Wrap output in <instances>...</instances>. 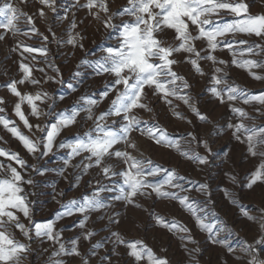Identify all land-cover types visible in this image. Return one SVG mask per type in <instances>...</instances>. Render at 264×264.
<instances>
[{"label": "snow or ice", "instance_id": "obj_1", "mask_svg": "<svg viewBox=\"0 0 264 264\" xmlns=\"http://www.w3.org/2000/svg\"><path fill=\"white\" fill-rule=\"evenodd\" d=\"M27 2L28 0H22L24 4ZM255 3L256 0L252 4L248 0H126L124 4H117L113 8V0H84L83 3L81 0H73L71 8L65 10V14L60 17L58 0H38L40 7L35 13L37 17L47 19L45 9H48L53 13L54 21H68V38L65 43L74 48H84V37L79 31H75L78 28L76 11L80 9H85L87 16L99 21L108 36L112 35L110 30L117 32L114 44L102 47L98 55L81 59L75 65L76 71L72 73L73 79L79 83L85 75L80 69L83 66L92 68L95 76L104 79L103 91L79 94L75 101L61 108L57 99L42 88L35 92L20 90L19 85L25 83L41 85V81L33 76V69L23 61L19 63L22 78H9V81L0 85L16 98L12 101V110L28 134L21 131L15 121L3 115L9 100L2 96L0 125L19 141L27 154L39 159L48 157L54 150H64L67 158L62 159L59 168L51 171L68 179L65 173L69 168L78 170L73 185L76 188L80 187L79 181L90 169H98V175L108 182L102 183L97 179L90 192L86 189L79 199L72 198L66 202L57 200V196L64 197L65 193L56 192L53 185L52 200L63 209L62 212H57L58 218L72 215L82 217L78 227L84 229L90 212L109 207L103 193H118L111 196L113 201H122L134 208H143L137 202L138 199L154 196L178 202L182 209L191 214L196 225L208 234V240L222 245L230 253L235 252L227 239L220 238V233L224 231L231 237L233 230L226 229L221 221L215 219L217 213L209 209L208 204L212 202L209 185L188 180L176 168L162 167L151 156L137 149L132 134L140 132L150 140V149L154 146L176 148L189 161L204 168L209 165L212 149L199 130L185 129L186 136L182 139L202 144L205 149L203 155L194 151H180V141L172 139L155 119L150 123L137 115V112L154 113L152 101L156 99L169 106L172 116L191 124V120H187V117L176 110L177 106L172 99L175 98L188 106L199 120L214 124L206 113L192 104V85L185 75L176 70L180 63L189 64L195 74L210 77L211 86L207 91L236 114L235 120L227 124L231 131L229 138L244 144L250 156L261 157L254 170L249 171L244 186L250 191L259 187L261 201L264 203V91L253 94L239 84L229 83L226 70L229 65H236L248 69L249 75L254 79L264 80V77L250 71L253 67H260L264 61L243 59L245 53L264 55V44L244 38L254 36L257 40L264 41V0L259 4L261 11L254 13L251 8ZM0 17L6 21L0 24V29L5 30L0 31V41L6 42L9 35L15 40V47L10 51L20 52L21 56L24 53H39L44 62L48 63L45 45L35 47L26 44L24 40L15 39L17 36L27 39L41 37L42 41H48L49 37L39 31L32 15L15 7L8 0H0ZM21 19L27 26L24 29L19 27ZM48 32L55 39V32L51 27ZM225 50L232 54L231 60L216 55L217 51ZM237 53L240 59L237 58ZM36 59L33 55L32 60ZM205 62L211 64L208 73L204 71ZM49 67L52 65L49 64ZM39 71L44 72V69ZM55 71L57 74L48 76L45 83H64L59 69ZM67 87L72 93L77 91L71 82ZM65 100V96L59 97L61 103ZM236 101H242L245 105L258 104L259 107L254 109L258 115L236 107ZM102 104L104 107L101 108ZM24 105L29 109L27 113ZM167 114L166 112L165 115ZM41 117L45 118L43 123L31 122L30 118L40 121ZM2 140L3 137H0V141ZM134 152L137 154L134 155ZM0 158H3L0 159V264H22V260L33 251L31 243L35 240H40L41 244L47 240L58 245V249L49 257L48 264H63L62 260L55 259L61 254L81 257V264H91V258L105 247V243H111V248L100 256V264H113V257H121L118 251L121 246L126 250L124 256L131 259L133 264H170L167 256L157 255L142 239L126 240L119 231H112L110 228L107 238L91 243L84 253L80 251L79 242L81 238L85 241L92 240L96 236L93 230L84 231L81 236L71 239L70 247L66 248L61 242L62 233L56 231L52 220H33V201L29 198L32 193L27 189L35 187L36 181L30 172L43 177L49 169L30 164L19 152L3 147H0ZM226 175L230 176L233 183L236 182L235 176L230 173ZM86 183L90 184L91 181ZM185 184L192 187L186 188ZM192 190L202 193L205 199L198 201L183 194ZM225 194L230 195L227 190ZM231 203L239 205L236 199H231ZM240 208L248 221L258 224L259 236L254 237L252 243L242 241V255L236 256V259L244 260L245 264H264L255 248L256 245L264 244V207H257L258 216L250 214L244 205H240ZM149 214L156 224L168 231H175L178 227L183 233L191 231L186 226H178L175 218L169 221L158 213ZM21 215L28 221L27 224L22 222ZM109 224L119 225V221L109 217ZM16 231H19L23 239L17 238ZM180 239L197 243L191 235H182ZM184 247L187 248V244ZM200 251V248H193L189 254L191 256ZM123 264H127V259L123 260ZM192 264H197L195 259Z\"/></svg>", "mask_w": 264, "mask_h": 264}, {"label": "rangeland", "instance_id": "obj_2", "mask_svg": "<svg viewBox=\"0 0 264 264\" xmlns=\"http://www.w3.org/2000/svg\"><path fill=\"white\" fill-rule=\"evenodd\" d=\"M8 2L32 15L39 31L49 37L46 42L42 41L41 37L27 39L23 36H17L15 38L24 40L26 44L35 47H40L42 44L45 45L48 50V63L44 62V58L39 53H24L21 56L20 52L10 51L11 48L15 47V40L9 35L6 42L0 41V85L9 81V78L15 80L22 78L23 73L19 69V63L23 61L33 69V76L41 81V85L32 86L29 83H25L19 85L20 90L22 92H35L38 88H42L57 99V103L61 108L67 103L75 101L79 94L84 92L95 94L98 91H103L104 79L95 76L92 68L83 66L80 69L85 75L79 83L73 79L72 73L76 71L75 65L81 59L98 55L102 47H108L114 44L117 35L115 30H110L112 31V35L108 36L99 21H95L90 16H87L85 9H80L76 11L78 28L75 31H79L84 37L82 41L84 48H74L65 43L68 38V21H64L63 23L54 21L53 13L48 9H45L47 19H42L35 15L36 10L40 7L38 0H28L27 4L22 3V0H8ZM72 2L73 0H58V16L62 17L65 14V10L71 8ZM83 2L84 0H81V3ZM125 2L126 0H113L112 7L115 8L117 4H124ZM248 2L252 4L253 0H248ZM260 3L261 0H256L251 11L254 13L261 11ZM226 19H230V17H226ZM81 21L83 22L81 23ZM5 22L4 18L0 17V24ZM19 27L21 29L27 27L23 19H21ZM49 27L55 32V39L48 32ZM0 31L5 30L0 29ZM244 38L249 39L250 42L254 41L264 44V41H259L254 36L250 38L245 36ZM21 51L23 50L21 49ZM33 55L37 57L35 61L32 60ZM216 55L219 58L231 60L232 54L225 50L217 51ZM237 58L240 59L239 53H237ZM177 59H180V57H177ZM243 59L264 61V55L256 56L245 53ZM49 64L52 67H49ZM203 67L205 73H208L211 64L205 62ZM41 68L44 69V72L39 71ZM57 68L64 83L57 84L52 81L45 83L44 81L48 76L57 74L55 71ZM176 70L180 74L185 75L192 85L190 91L192 104L198 106L203 113H206L214 124L199 120L188 106L175 98L172 99L173 104L177 106L176 110L187 117V120H191V124L172 116L169 111V106L164 104L162 100L153 99L154 113L137 112V115L142 120L149 121L150 123L155 119L162 128L167 130L172 139L180 141V151H194L203 155L205 154V149L202 144L188 142L182 139V137L186 136L185 129H191L193 131L199 130L202 138L208 140L212 149V153L209 156L211 162L204 168L180 155V152L176 148L154 146L150 149L148 146L152 142L142 136L140 132H134L132 134V140L136 143L139 151L144 152L147 156H151L162 167L176 168L179 174L186 176L188 180L207 183L209 185L212 201L208 204L209 209L217 213L215 219L221 221L226 229L233 230L231 237L228 236L227 231H224L220 233V238L227 239L235 252L230 253L222 245L213 244L211 240H208V234L196 225L191 214L182 209L178 202L157 199L154 196L138 199L137 202L142 204L143 208H134L122 201H113L111 196L117 195L118 193H103L102 195L106 198L105 203L109 207L101 211L90 212L84 229L78 227L79 219H82V217L72 215L58 218L56 215L57 212H62L63 209L60 208L58 203L52 200L53 185H55L56 192L63 191L65 193L64 197L57 196V200L66 202L72 198L79 199L80 194L84 193L86 189L90 192L91 188L95 186L97 179H100L102 183L108 182L102 180V177L98 175V169H90L79 181L80 187H74L73 185L75 184V177L78 174V170L69 168L65 173L68 179H63L57 172L51 171L52 169L59 168L62 164V159L67 158L64 150H54L48 157L36 159L27 154L19 141L0 125V137H3V140L0 141V147L19 152L30 164H36L41 169L44 167L49 169L43 177L37 175L35 172H30L32 178L36 181L35 187L27 189L28 192L32 193L29 198L33 201V220L35 222L52 220L55 224L56 231L62 233L61 242L65 244L66 248L70 247L69 241L71 239L81 236L84 231L93 230L96 236L92 240L85 241L81 238L79 242L80 251L84 253L89 249L91 243L101 240V238H107L108 229L110 228L112 231H119L126 240L142 239L157 255L167 256L170 264H192L193 259H195L197 264H245L244 260L238 261L236 256L242 255L240 252L242 241L252 243L253 238L259 236V228L258 224H253L242 215L240 205H244L250 214L257 216L259 215L257 207H264L260 196L261 189L256 187L250 191L244 186V182L248 179L249 171L254 170L261 157L250 156L246 152L244 144H240L235 139L229 138L231 131L227 128V124L235 120L236 114L226 104L220 103L207 91V88L211 86L210 77L208 75L200 76L195 74L187 63L178 64ZM226 70L229 75V83L239 84L253 94L264 91V80L254 79L249 75L248 69H242L236 65H229ZM250 71L254 72L257 76L264 77V63L260 67L251 68ZM69 82L76 86L77 91L75 93H72L68 89L67 85ZM0 96L9 100V103L5 105L6 112L3 115L15 121L21 131L28 134L27 129L24 128L22 122L19 121L12 110V101L16 98L5 87H0ZM60 96L66 97L64 103L59 101ZM234 104L236 107L244 108L250 114L258 115L254 111L256 107H259L258 104L250 103L245 105L242 101H236ZM41 107L43 108V105ZM100 107L102 108L104 105L102 104ZM28 110L27 105H24L25 113ZM166 112L168 113L167 115H165ZM30 119L32 123H43L45 120L44 117H41L40 121L35 120V118ZM256 122H259V120ZM246 123L250 122L246 121ZM133 154L136 155L137 153L134 152ZM109 162L111 163L112 161ZM226 173L235 176L236 182L233 183L230 176L226 175ZM86 181H91V183L88 184ZM109 186L111 187L112 185ZM185 187L191 188L192 185L185 184ZM225 190L230 195H226ZM183 194L189 195L198 201L205 199L202 193L195 190ZM231 199L238 200L239 205L232 204ZM150 212L158 213L169 221L175 218L178 226H186L191 231L190 233H183L179 230V227L175 231H168L154 222V218L149 214ZM109 217H114L118 220L119 225L109 224ZM21 220L25 224L28 223L22 215ZM182 235L193 236L197 243L192 244L191 242L181 240L180 237ZM16 236L17 238L23 239L19 231H16ZM25 242L27 243V241ZM185 244H187V248L184 247ZM31 248L33 251L27 255L26 259L22 260V264H48L49 257L54 250L58 249V245L47 240H44L41 244L40 240H35L31 243ZM109 248H111V243H105V247L99 249L98 254L91 258V264H100V256ZM193 248H200L201 251L190 256L189 253ZM255 248L257 256L264 260V244L256 245ZM44 249L48 251L45 252ZM164 249L166 251H163ZM118 251L121 253V257H113V264H123V260L125 259H127V264H133L131 259L124 256L126 250L123 246L118 248ZM55 259L62 260L63 264H81V257L61 254Z\"/></svg>", "mask_w": 264, "mask_h": 264}]
</instances>
